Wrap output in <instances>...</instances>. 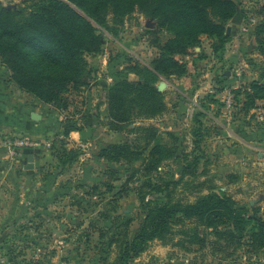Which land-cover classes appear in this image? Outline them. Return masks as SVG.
Instances as JSON below:
<instances>
[{
	"label": "rangeland",
	"instance_id": "rangeland-1",
	"mask_svg": "<svg viewBox=\"0 0 264 264\" xmlns=\"http://www.w3.org/2000/svg\"><path fill=\"white\" fill-rule=\"evenodd\" d=\"M236 1L239 11L227 22L230 40L222 57L212 54L202 37L205 59L196 58L192 51L198 52L199 47H195L190 55L180 57L187 63L185 75L156 81L157 87L163 84L160 90L167 110L153 118H136L117 130L110 128L107 117L106 85L121 77L139 80L131 66H147L157 54L152 41L166 34L138 10L122 19L108 14L103 26L94 23L103 46L98 55H86L92 69L89 85L67 94L65 110L46 104L60 125L59 132L38 140L37 148L23 151L18 158H10L1 148L0 264H111L117 251L113 241L124 234L135 235L146 203L156 205L168 198L192 202L211 192L229 196L249 220L240 238L230 225L207 227L194 218L175 220L170 239L148 242L128 264L264 261V247L248 237L257 218L264 219V100H257L247 111L240 108L243 93L231 107L223 103L227 91H243L254 80L264 83V47H259L253 34L264 17V0ZM33 2L0 0V5L19 9ZM73 7L86 17L81 8ZM250 16L256 23L244 25ZM233 19L240 21L238 27L230 26ZM0 77L10 82L1 59ZM24 96L20 99L28 107L38 108L34 96ZM148 124L177 138L171 142L164 138L174 150L154 171L145 173L140 160L107 162L98 157L107 144L142 145L136 127ZM69 127L79 132L78 141L61 135ZM196 130L201 134L198 145ZM71 148L78 151L75 159L61 165L57 152ZM184 167L192 172L182 174ZM106 169H114L115 175L108 177Z\"/></svg>",
	"mask_w": 264,
	"mask_h": 264
},
{
	"label": "trees",
	"instance_id": "trees-1",
	"mask_svg": "<svg viewBox=\"0 0 264 264\" xmlns=\"http://www.w3.org/2000/svg\"><path fill=\"white\" fill-rule=\"evenodd\" d=\"M33 4L19 9L0 5V59L9 72V81L16 87L45 104H53L65 110L67 94L85 88L90 83L92 69L86 55H98L103 38L94 25H106L111 14L116 19L138 10L156 22L157 30H163V39L152 41L157 54L147 66L134 64L131 68L139 80L121 77L106 85V110L111 129L117 130L136 118H153L167 110L164 91L156 81L169 76H183L187 63L181 56L190 55L204 59L202 37L208 40L211 53L222 57L230 40L227 22L239 11L236 0H33ZM81 8L86 17L74 9ZM261 10L264 13V6ZM259 47H264V17L253 30ZM241 109L255 107L257 100H264V83L252 81L243 90L232 91ZM202 115V114H201ZM199 127V126H198ZM75 128L64 129L66 137ZM142 145L111 143L101 148L98 157L107 162L133 163L141 161L145 173L154 171L160 162L171 155L174 147L164 138L175 141L176 134L160 132L151 125L137 126ZM195 145L199 144L200 132H195ZM26 151H31L26 150ZM78 151L62 149L56 157L61 165L72 162ZM108 177L116 173L106 169ZM192 172L184 167L181 173ZM115 179V178H114ZM111 186L108 185V189ZM204 226L230 225L242 236L249 220L234 206L233 200L223 194L211 192L192 202L174 201L151 205L140 218L135 235L118 236L113 242L117 251L111 264H128V261L144 250L148 242L170 239L175 220L191 219ZM249 232L251 243L264 247V219L257 218ZM219 234H223L222 232ZM258 264H264V261Z\"/></svg>",
	"mask_w": 264,
	"mask_h": 264
},
{
	"label": "crops",
	"instance_id": "crops-1",
	"mask_svg": "<svg viewBox=\"0 0 264 264\" xmlns=\"http://www.w3.org/2000/svg\"><path fill=\"white\" fill-rule=\"evenodd\" d=\"M235 21L236 20L233 19V21L230 22L231 27L239 26L240 21ZM203 46L202 51L205 55H207V50ZM11 83L12 82L5 83L3 78L0 77V141L2 137L5 138L8 136L26 137L33 141H38L47 138L52 132H59L60 125L57 123L55 115L48 113L46 104L36 100L38 108H34L35 110L31 109L27 106L24 99H20V96L25 98L26 96H24V94H28L20 93V90L17 88L16 89L19 90L18 93H16L17 91L14 92V90H12L13 87ZM32 112L38 113L40 115V119L33 120L30 117ZM56 126L58 128H56ZM75 135H79V132L71 131L68 135L69 140H72V142L78 141V138L76 140ZM1 148H4V150L6 149L5 146L0 143V151Z\"/></svg>",
	"mask_w": 264,
	"mask_h": 264
},
{
	"label": "built area",
	"instance_id": "built-area-1",
	"mask_svg": "<svg viewBox=\"0 0 264 264\" xmlns=\"http://www.w3.org/2000/svg\"><path fill=\"white\" fill-rule=\"evenodd\" d=\"M256 23V18L253 16H250L247 20V23L244 25H254ZM242 29H245V26L242 27ZM234 95L231 91H227L224 94L223 103L225 107H231L234 102ZM38 141H33L31 139H28L26 137H5L3 140V146H5L7 153L10 158H18L22 155L23 151L26 150H34L38 146ZM45 145H49V143H45Z\"/></svg>",
	"mask_w": 264,
	"mask_h": 264
},
{
	"label": "water",
	"instance_id": "water-1",
	"mask_svg": "<svg viewBox=\"0 0 264 264\" xmlns=\"http://www.w3.org/2000/svg\"><path fill=\"white\" fill-rule=\"evenodd\" d=\"M226 74V73H225ZM162 87H163V84H160L159 86H158V89L160 90V89H162ZM33 120H39L40 119V115L38 114V113H35V112H32L31 113V116H30ZM32 158H31V156H29V160H31Z\"/></svg>",
	"mask_w": 264,
	"mask_h": 264
}]
</instances>
